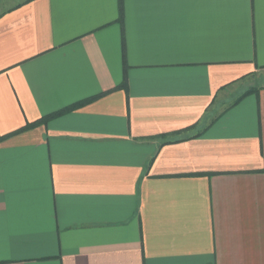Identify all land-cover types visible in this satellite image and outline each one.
Here are the masks:
<instances>
[{"label": "crops", "instance_id": "crops-1", "mask_svg": "<svg viewBox=\"0 0 264 264\" xmlns=\"http://www.w3.org/2000/svg\"><path fill=\"white\" fill-rule=\"evenodd\" d=\"M118 16L0 0V264H264V0Z\"/></svg>", "mask_w": 264, "mask_h": 264}, {"label": "trees", "instance_id": "trees-1", "mask_svg": "<svg viewBox=\"0 0 264 264\" xmlns=\"http://www.w3.org/2000/svg\"><path fill=\"white\" fill-rule=\"evenodd\" d=\"M118 10H119L118 22L121 23L122 20H123V0H118ZM125 88H126L125 80L122 82V84H120L118 87H116V89H125ZM252 91H254V90H250V91H248L247 93H250V92H252ZM97 97H98V96H95V97L89 98V99H87V100L79 101V102H77V103H75V104H73V105H71V106H69V107H66V108H64V109H62V110H60V111H58V112H56V113H54V114H51V115H48V116L42 118V119L39 120L38 122L29 125V127H33V126L39 125V124H41L42 122H44V121H46V120H48V119H51V118H53V117H55V116L61 115V114L65 113V112L71 111V110H73V109L80 108V107L86 105L87 103L93 101V100L96 99Z\"/></svg>", "mask_w": 264, "mask_h": 264}, {"label": "rangeland", "instance_id": "rangeland-1", "mask_svg": "<svg viewBox=\"0 0 264 264\" xmlns=\"http://www.w3.org/2000/svg\"><path fill=\"white\" fill-rule=\"evenodd\" d=\"M252 82H253V85H255L254 87H252L250 90H254V89H256V87L258 86V85H262V84H264V73L260 76V77H255V78H253V80H252Z\"/></svg>", "mask_w": 264, "mask_h": 264}]
</instances>
